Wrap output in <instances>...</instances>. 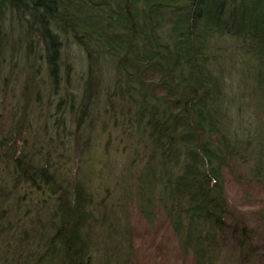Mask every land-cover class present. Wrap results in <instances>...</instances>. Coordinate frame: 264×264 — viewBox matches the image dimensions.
<instances>
[{"label":"trees","instance_id":"16d2710c","mask_svg":"<svg viewBox=\"0 0 264 264\" xmlns=\"http://www.w3.org/2000/svg\"><path fill=\"white\" fill-rule=\"evenodd\" d=\"M7 107L0 264H155L145 238L181 264H264L230 211L264 229V0H0ZM102 134L127 143L98 161L113 196L88 175Z\"/></svg>","mask_w":264,"mask_h":264},{"label":"rangeland","instance_id":"374dc122","mask_svg":"<svg viewBox=\"0 0 264 264\" xmlns=\"http://www.w3.org/2000/svg\"><path fill=\"white\" fill-rule=\"evenodd\" d=\"M69 55L71 57V63L73 64V76L72 78H74L73 80V84H77L78 82V78L79 76L85 72L86 70V61H85V56L83 54V52H81L79 50L78 47L76 46H72L71 48H69ZM0 113H2L4 116H8L9 114V110L6 108L5 110H0ZM101 131V128H99V126L96 125L95 127V134H99ZM101 134V133H100ZM117 139L116 136H113V138L111 140H109L107 138L106 134H102L101 136L96 137L93 141V145H92V153L90 155L89 162L87 164V166L92 170L89 171L88 175L89 178L92 180L93 182H96V179H98L99 184H104L105 181H107V189H108V194L109 195H114V183H115V176L118 175L115 169H114V165H110L108 168L106 167L105 164L99 165L98 161L101 158H105V161L109 163L112 162V159H115L117 161L118 164H120V162H125V160L123 159V157L120 154H116L115 151L119 150L120 151L123 149V147L125 146L126 141H123V144L119 145V141L121 139H117V141H115ZM72 140V139H71ZM124 145V146H123ZM119 147V148H118ZM108 149V151H107ZM107 151V152H106ZM118 157V158H116ZM108 164V163H106ZM120 165H118L119 167ZM74 169H71V172H73ZM99 173V175H102L101 181L100 179L97 177V174ZM96 178V179H94ZM96 185V183H95ZM97 186V185H96ZM106 189H102L100 190L98 188V186L96 187V191H95V197L97 200L101 199L102 197H104L105 195H107V192L105 191ZM230 211L232 212V216H234V218H239L241 216H243V218L245 219V221L247 222V224H249L251 227L257 228L259 234L264 237V229L262 227V225L259 223L257 217L255 214L252 213V211H247V210H241L240 208L235 207L234 205H231ZM241 219V218H240ZM133 221L136 224L135 228L137 232L140 233H145L146 231H148L147 226L145 225V223L142 222V220L138 217H133ZM141 247L140 248H136V251L139 250V253L143 252V251H152L153 248H158V251L156 253H151L150 258L152 257L154 259V263L158 264L159 263V258H161L163 256V261L160 264H181V260L177 255H175V253H173L172 251L169 250L168 245H167V240L163 239L160 242L153 244L151 239L149 238H145V240H141L139 241V244Z\"/></svg>","mask_w":264,"mask_h":264},{"label":"bare ground","instance_id":"6f19581e","mask_svg":"<svg viewBox=\"0 0 264 264\" xmlns=\"http://www.w3.org/2000/svg\"><path fill=\"white\" fill-rule=\"evenodd\" d=\"M7 109L10 111L11 110V108H9V107H7Z\"/></svg>","mask_w":264,"mask_h":264}]
</instances>
